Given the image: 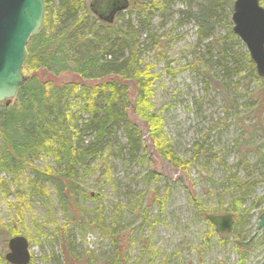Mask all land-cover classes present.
Listing matches in <instances>:
<instances>
[{
  "label": "rangeland",
  "instance_id": "rangeland-1",
  "mask_svg": "<svg viewBox=\"0 0 264 264\" xmlns=\"http://www.w3.org/2000/svg\"><path fill=\"white\" fill-rule=\"evenodd\" d=\"M153 1L161 5L143 28L146 46L141 58L152 82L147 102L154 123L139 116L135 107L129 111L140 130L146 160L140 164L139 159H131L120 134L123 153L115 147L108 159L94 164V173L81 172L79 181L92 199L103 196L108 223L119 220L127 264H264V234L258 229L264 214V167L254 166L264 157V79L251 75L245 60L247 50L232 32L236 0ZM213 4L206 23L198 6ZM260 6L264 9V0ZM132 20L142 28L134 17ZM221 46L230 50L225 60L219 54ZM23 74L27 80L37 76L56 85H94L80 82L72 74L54 77L25 70ZM122 83L135 104V84ZM79 115L88 118L85 113ZM85 139L89 141L90 135ZM156 143L167 144L184 160L202 149L210 159L205 157L184 172L161 158ZM214 155L225 163L212 161ZM35 165L54 167L47 156ZM230 170L255 182L247 198L229 183L225 185ZM148 172L156 175V181L143 180ZM30 178L27 172L23 184ZM221 182L224 184L219 185ZM46 189L45 201L33 195L18 200L0 191V264H8L7 244L14 235L29 241L31 264H115L109 239L95 230L87 229L85 234L80 224L63 214L54 189ZM233 199L240 200L235 210L229 209ZM95 205L91 201L79 209ZM228 213L235 219L233 232L217 234L208 216ZM10 231L15 234L10 236ZM256 235L249 248L241 247Z\"/></svg>",
  "mask_w": 264,
  "mask_h": 264
},
{
  "label": "trees",
  "instance_id": "trees-1",
  "mask_svg": "<svg viewBox=\"0 0 264 264\" xmlns=\"http://www.w3.org/2000/svg\"><path fill=\"white\" fill-rule=\"evenodd\" d=\"M92 1L44 0L45 22L40 33L28 43L23 70L47 72L54 77L72 74L80 82H94V85L75 82L56 85L33 76L19 91L14 104H0V191L15 195L18 200L33 195L45 201L48 199L46 187H52L67 219L75 225L80 224L85 234L89 229L107 237L114 249L113 262L127 264L128 253L122 251L119 220L107 222L101 204L103 196L92 199L79 181V174L83 171L94 173V164L108 159L115 147L122 154L120 134L130 158L139 159L140 164L146 160L140 130L129 111L135 107L139 116L154 123L148 113L152 82L141 58L146 46L142 37L143 28L150 23L161 3L128 0L129 8L117 14L113 23H106L94 15L90 8ZM212 7L215 4L209 8L198 6L206 23L214 11ZM133 17L142 28L133 23ZM158 43L152 45L155 47ZM229 52L224 46L219 48L222 60L230 57ZM245 56L251 75L258 79L253 62L247 54ZM235 74L239 75L240 70ZM122 81L135 84L138 91L135 104L129 100L127 86ZM83 113L87 119L79 115ZM87 134L89 141L85 139ZM156 149L162 159L184 172L199 160L210 159L204 149L197 150L189 160L179 158L167 144L156 143ZM43 156L51 158L54 167L38 168L35 163ZM211 158L225 163L216 155ZM258 165L264 167V157L254 164L261 170ZM27 172L31 178L23 184ZM156 178L153 172H148L143 180L150 183ZM225 181V185L229 183V187L245 198L255 187L254 181L239 177L238 171L230 170ZM91 201L96 205L84 211L79 209L81 204ZM238 201L233 199L229 209L235 210ZM160 208H163L161 203ZM43 227L45 224L37 226L38 230ZM12 234L14 231H10V236Z\"/></svg>",
  "mask_w": 264,
  "mask_h": 264
},
{
  "label": "water",
  "instance_id": "water-1",
  "mask_svg": "<svg viewBox=\"0 0 264 264\" xmlns=\"http://www.w3.org/2000/svg\"><path fill=\"white\" fill-rule=\"evenodd\" d=\"M90 8L101 21L113 23L117 14L129 8L128 0H93ZM44 0H0V104L11 105L27 83L23 74L27 46L45 22ZM233 33L245 45L259 78L264 79V9L260 0H236L233 5ZM215 232H233L235 219L230 213L208 216ZM258 229L264 234V214ZM253 236L252 239H254ZM250 242L241 246L248 247ZM5 260L8 264H31L30 243L24 236L8 241Z\"/></svg>",
  "mask_w": 264,
  "mask_h": 264
},
{
  "label": "flooded vegetation",
  "instance_id": "flooded-vegetation-1",
  "mask_svg": "<svg viewBox=\"0 0 264 264\" xmlns=\"http://www.w3.org/2000/svg\"><path fill=\"white\" fill-rule=\"evenodd\" d=\"M257 236H258V235H256V238H254V239H252V237H251V239L249 240V241H251V242H250V244H249L248 248H249V247H250V245H251V244H252V243H253V242H254V241L257 239Z\"/></svg>",
  "mask_w": 264,
  "mask_h": 264
},
{
  "label": "bare ground",
  "instance_id": "bare-ground-1",
  "mask_svg": "<svg viewBox=\"0 0 264 264\" xmlns=\"http://www.w3.org/2000/svg\"><path fill=\"white\" fill-rule=\"evenodd\" d=\"M232 32H233V28H232ZM234 34V33H233ZM235 35V34H234ZM247 50V49H246ZM247 54H248V56H249V53H248V51H247Z\"/></svg>",
  "mask_w": 264,
  "mask_h": 264
}]
</instances>
